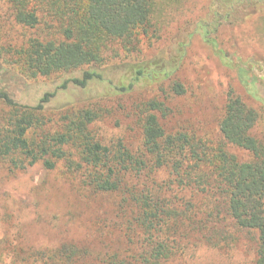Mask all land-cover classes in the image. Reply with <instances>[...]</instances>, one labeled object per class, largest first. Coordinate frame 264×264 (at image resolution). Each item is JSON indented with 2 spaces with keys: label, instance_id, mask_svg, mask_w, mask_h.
<instances>
[{
  "label": "trees",
  "instance_id": "trees-1",
  "mask_svg": "<svg viewBox=\"0 0 264 264\" xmlns=\"http://www.w3.org/2000/svg\"><path fill=\"white\" fill-rule=\"evenodd\" d=\"M262 4L264 0H216L210 22H197L194 32L242 82V76L251 75L250 94L264 101L260 78L252 68L234 62L213 37L221 24L237 20L245 8L261 10ZM168 8L180 13L183 0H0V68L7 76L33 81L81 73L46 92L36 105L23 104L7 88L0 89V161L11 169L41 164L67 181L76 196L114 201L124 245L102 244L100 232V244H93L104 245L102 249L65 243L26 258L28 252L22 250L21 264L29 258L30 264H174L197 236L219 245L233 233L254 237V264H264V142L251 134L259 113L234 90L227 93L217 141L167 131L162 122L172 110L156 97L136 106V147L122 136L106 139L99 131L97 126L114 114L108 107L88 103L66 104L54 112L48 108L59 93L103 80L100 70L121 53L132 52L141 38L159 37ZM127 67L128 82L124 77L115 84V95L165 79L171 81L164 90L169 96L186 93L174 78L177 68L154 61ZM234 148L248 159L241 160L231 152Z\"/></svg>",
  "mask_w": 264,
  "mask_h": 264
},
{
  "label": "rangeland",
  "instance_id": "rangeland-1",
  "mask_svg": "<svg viewBox=\"0 0 264 264\" xmlns=\"http://www.w3.org/2000/svg\"><path fill=\"white\" fill-rule=\"evenodd\" d=\"M215 1L183 0L180 13L166 9L164 17L167 22L159 37L152 41L141 38L132 52L121 53L108 67L100 70L103 80L92 81L83 90L72 87L59 93L48 108L53 111L66 104L82 106L88 103L108 107L114 114L97 126L99 131L106 139L122 136L128 145L136 147L139 139L138 127L135 128L136 106L156 97L166 101L172 110L162 122L167 131H189L198 137L217 141L227 93L232 89L259 113L251 134L264 142V101L250 94L251 75L242 76V82L236 71L221 65L202 36L194 32L197 22H210L211 6ZM260 7L261 10L245 8L237 20L221 24L213 37L234 62L252 68L251 71L260 78V85H264V4ZM247 13L250 15L245 18ZM18 37L19 41L23 39L20 35ZM25 37H30L29 33ZM162 52L167 54L165 59L161 57ZM107 55V59L112 57L111 52ZM146 61L163 63L168 69L177 68L174 78L184 85L186 93L169 96L164 90L168 91L171 81L165 79L160 84L130 94H113L115 84H121L124 77L128 82L130 71H127V64ZM80 76V72H75L16 81L14 76H7L6 70L0 68V80L5 79L0 89L7 88L23 104L36 105L46 92H54L65 80ZM230 150L241 160L248 159L245 152L236 148ZM114 204L104 196L94 199L76 196L67 181L57 172L45 170L41 164L11 169L0 161V264H21L18 260L23 256L22 250L28 252L26 258L31 252L49 251L65 243L91 245L94 251L102 249L104 245L97 246L103 238L100 232L104 234L102 244L112 242L114 248L123 247ZM227 237L218 245L197 236L183 257L174 258V264L255 263L254 237L247 233H233ZM96 241L97 244H93ZM31 261L29 258L24 263L30 264Z\"/></svg>",
  "mask_w": 264,
  "mask_h": 264
}]
</instances>
